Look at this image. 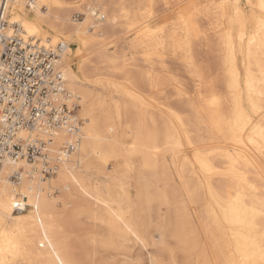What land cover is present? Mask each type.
Returning <instances> with one entry per match:
<instances>
[{
  "label": "bare ground",
  "instance_id": "6f19581e",
  "mask_svg": "<svg viewBox=\"0 0 264 264\" xmlns=\"http://www.w3.org/2000/svg\"><path fill=\"white\" fill-rule=\"evenodd\" d=\"M244 1L0 0L7 32L64 44L82 121L55 175L0 167V264H95L98 249L116 264L140 250L148 264H264V0ZM167 58L193 96L160 75ZM167 86L173 104L160 101ZM81 218L103 228L74 235Z\"/></svg>",
  "mask_w": 264,
  "mask_h": 264
},
{
  "label": "built area",
  "instance_id": "2783aa9c",
  "mask_svg": "<svg viewBox=\"0 0 264 264\" xmlns=\"http://www.w3.org/2000/svg\"><path fill=\"white\" fill-rule=\"evenodd\" d=\"M72 19L79 21L82 14L74 13ZM6 29L0 15V167L21 160L43 178L51 177L79 144L77 106L59 64L65 47L24 38L17 23ZM61 133L68 140L56 147ZM25 207L15 205L13 211Z\"/></svg>",
  "mask_w": 264,
  "mask_h": 264
},
{
  "label": "rangeland",
  "instance_id": "374dc122",
  "mask_svg": "<svg viewBox=\"0 0 264 264\" xmlns=\"http://www.w3.org/2000/svg\"><path fill=\"white\" fill-rule=\"evenodd\" d=\"M238 2L241 4V6L243 7V8H245V1L244 0H238ZM74 13H78L77 11H74V12H72V15L74 14ZM80 13V12H79ZM81 14V13H80ZM82 18H83V15H82ZM80 20H82V19H80ZM79 20V21H80ZM120 35H122V34H120ZM121 39H122V37H121ZM123 40V39H122ZM124 45V44H123ZM123 45H121L120 47H121V50H123V49H125V45H124V47L122 48V46ZM213 48L211 47H209V48H207L206 46H203V45H201V46H197V48H196V52H197V60H198V62L201 64V63H205V64H203L202 66H204V67H206L207 69H208V72L210 73V74H212V78L214 77V78H216V74H217V76H218V72H217V64H218V60L217 59H214L215 57H216V53L213 51ZM212 52V53H211ZM210 53V54H209ZM211 55V56H210ZM202 60H203V62H202ZM211 60V61H210ZM216 60H217V62H216ZM172 61V62H171ZM209 61V62H208ZM176 62V63H175ZM166 63L168 64V66L170 67V69H168L167 71H168V73L167 72H161L160 73V75H164V77L166 78V76H165V74L166 75H168V76H174L176 79L178 78V80L182 83L183 82V84H185L184 86L185 87H187L186 89H187V91H188V95L189 96H193V84H192V82L191 81H188V76L186 75V74H184V71H183V68H182V66H181V64H180V62L178 61V60H175V61H173L172 59H170V58H167L166 59ZM211 63H214V64H216L215 66H214V64H213V66H214V68L211 66ZM167 64H166V68H167ZM173 65V66H172ZM209 65L212 67V68H210L209 67ZM181 66V67H180ZM171 71H172V73H171ZM180 71V72H179ZM171 73V74H170ZM177 75H178V77H177ZM115 77H116V79H118L119 81L121 80L122 82H123V79H122V76H120V74H115ZM184 78V79H183ZM218 78H220V77H217L216 78V80L218 79ZM219 80V79H218ZM120 81V82H121ZM190 82H191V84H190ZM189 85V86H188ZM220 85V84H219ZM218 85V86H219ZM221 86H219L218 87V89L220 88ZM172 87H169V86H167L163 91H164V94L163 95H161L160 96V101H162V102H168L170 99V101L168 102V103H171V104H173V103H175V98L176 97H173L172 98V95H174V92L173 93H171V91L170 90H172L171 89ZM189 88V89H188ZM220 89H222V88H220ZM144 91H146V92H148L146 89H144ZM189 91H191V92H189ZM167 95H169V99L167 98L168 96ZM158 97V96H157ZM168 99V100H167ZM173 102V103H172ZM77 110V109H76ZM79 120V119H78ZM79 121H81V120H79ZM80 123H82V121L80 122ZM48 178V177H47ZM46 179V178H45ZM11 180L12 181H16L15 179H13L12 177H11ZM63 193V190L61 191V192H53V196L54 197H57L58 195H61ZM75 200L76 201H78L76 198H75ZM26 208H29L28 206H26ZM60 208H61V205H60ZM19 212H14L13 211V214L14 215H16V214H18ZM70 228H72V230H71V232H72V234H74V235H79V234H85V233H89V232H91L92 230H93V228H103V227H101V226H98V225H94L93 224V222L92 221H90V220H87V219H85V218H81V220L77 223V224H75L73 227H70ZM88 228H89V230H88ZM73 245H75V246H77V244H76V242L74 241L73 243H72ZM98 255H95V257H94V260H95V264H116V260H115V258L114 257H112L108 252H106V251H104L103 249H98ZM96 253V254H97ZM102 259V260H101ZM109 259V260H108ZM111 259V260H110ZM128 259V258H127ZM126 258H124L123 257V260H127ZM102 261H104V262H102ZM128 262H130V263H128ZM140 262V263H139ZM142 262V263H141ZM126 264H148V255H147V251L146 250H140V251H135L134 253H133V256L130 258V259H128L127 260V263Z\"/></svg>",
  "mask_w": 264,
  "mask_h": 264
}]
</instances>
